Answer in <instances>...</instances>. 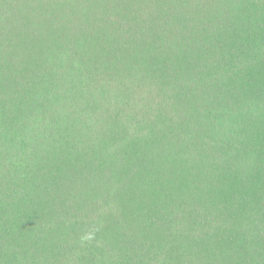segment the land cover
Instances as JSON below:
<instances>
[{
  "label": "trees",
  "instance_id": "obj_1",
  "mask_svg": "<svg viewBox=\"0 0 264 264\" xmlns=\"http://www.w3.org/2000/svg\"><path fill=\"white\" fill-rule=\"evenodd\" d=\"M0 264H264V0H0Z\"/></svg>",
  "mask_w": 264,
  "mask_h": 264
}]
</instances>
